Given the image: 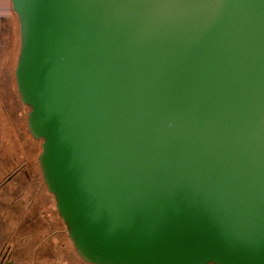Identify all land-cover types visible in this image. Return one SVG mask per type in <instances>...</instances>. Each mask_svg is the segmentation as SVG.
Instances as JSON below:
<instances>
[{"label": "water", "instance_id": "1", "mask_svg": "<svg viewBox=\"0 0 264 264\" xmlns=\"http://www.w3.org/2000/svg\"><path fill=\"white\" fill-rule=\"evenodd\" d=\"M10 1L77 256L264 264V0Z\"/></svg>", "mask_w": 264, "mask_h": 264}, {"label": "rangeland", "instance_id": "2", "mask_svg": "<svg viewBox=\"0 0 264 264\" xmlns=\"http://www.w3.org/2000/svg\"><path fill=\"white\" fill-rule=\"evenodd\" d=\"M9 17L0 45V81L5 87L0 102L5 109L0 113V259L8 264H86L77 256L42 179L38 163L42 143L27 131L29 110L14 98L18 23L14 15ZM12 149L16 164L23 163L19 175H13L15 182L7 177L16 169L8 157Z\"/></svg>", "mask_w": 264, "mask_h": 264}, {"label": "trees", "instance_id": "3", "mask_svg": "<svg viewBox=\"0 0 264 264\" xmlns=\"http://www.w3.org/2000/svg\"><path fill=\"white\" fill-rule=\"evenodd\" d=\"M10 15H14V18L16 17V20H17V23H18V35H17V37H18V42H19V53H18V61H19L20 50H21V27H20V21H19L18 16L16 15V13L13 11L11 1L10 0H0V45L3 42V37H4V33H5V29H4L3 24H4L5 21H7V18H10L9 17ZM18 61H17V64H18ZM17 64H16V67H17ZM15 70H16V68L14 69V78H15ZM4 88L5 87L2 85V83L0 81V95H1L0 96V102L1 101L3 102V100H4V98H3L4 97V91H5ZM9 97H12L13 98V96H9ZM14 98H17L21 102L19 93L17 91L16 81H15V94H14ZM21 105L23 107H26L29 110V113H30V108H28L27 106H25L22 102H21ZM0 113H2V114L5 113V109L3 108V103L2 104L0 103ZM27 119H28V116L26 117V128H27ZM40 142L43 143L42 140H40ZM8 146L11 147V145H8ZM41 152H42V145H41ZM8 157L16 158V152H15L14 149H12L11 154H8ZM16 168L18 169V166ZM17 169L15 171H13L12 173L15 172V174H16ZM12 173H10V174H12ZM17 176L18 175L16 174V177ZM0 261H1V259H0Z\"/></svg>", "mask_w": 264, "mask_h": 264}, {"label": "crops", "instance_id": "4", "mask_svg": "<svg viewBox=\"0 0 264 264\" xmlns=\"http://www.w3.org/2000/svg\"><path fill=\"white\" fill-rule=\"evenodd\" d=\"M14 159H16V158H13V157H12V162L15 163L14 165H17L16 162L14 161ZM17 166H18V165H17ZM17 166H15V167H17ZM22 166H23V163H22L21 165L18 166V169L16 168V169H17V171H16V174H17V175H19L20 171L22 170V168H23ZM16 169H15V170H16ZM9 175H10V174H9ZM9 175L7 176L8 179H9V180H13V181L15 182V179H16L15 176H16V175L13 176L14 173H13L12 176H10V177H9ZM1 260H3V259H1Z\"/></svg>", "mask_w": 264, "mask_h": 264}, {"label": "built area", "instance_id": "5", "mask_svg": "<svg viewBox=\"0 0 264 264\" xmlns=\"http://www.w3.org/2000/svg\"><path fill=\"white\" fill-rule=\"evenodd\" d=\"M0 264H8V263H4V262H1V261H0Z\"/></svg>", "mask_w": 264, "mask_h": 264}, {"label": "flooded vegetation", "instance_id": "6", "mask_svg": "<svg viewBox=\"0 0 264 264\" xmlns=\"http://www.w3.org/2000/svg\"><path fill=\"white\" fill-rule=\"evenodd\" d=\"M14 174H15V172H14Z\"/></svg>", "mask_w": 264, "mask_h": 264}]
</instances>
